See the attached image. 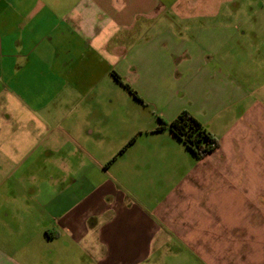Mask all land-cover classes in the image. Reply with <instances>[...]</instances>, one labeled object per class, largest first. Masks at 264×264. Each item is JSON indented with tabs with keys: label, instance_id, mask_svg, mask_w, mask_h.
Wrapping results in <instances>:
<instances>
[{
	"label": "crops",
	"instance_id": "0c3cea01",
	"mask_svg": "<svg viewBox=\"0 0 264 264\" xmlns=\"http://www.w3.org/2000/svg\"><path fill=\"white\" fill-rule=\"evenodd\" d=\"M248 20L254 28L264 20V0H0V182L14 200L16 191L23 195L24 206L8 212H22L16 228L38 229L37 264L79 245L99 264H139L169 244L170 231L178 242L207 250L205 229L222 225L212 217L220 215L222 197L244 191L235 164L256 154L263 161L264 115L255 129L259 115L247 116L248 125L236 124L221 144L209 127L250 95L238 83V48L262 53L264 31L246 30ZM112 72L144 103L111 93V87L124 89ZM137 103L154 107L167 123L188 112L219 147L175 179L169 175L172 140L148 147L154 158L129 154L133 173L110 174L118 159L103 162L95 149L109 139V116L123 118ZM156 129L140 130L130 142ZM248 187L243 211L234 201L225 209L236 214L227 225L235 232L237 213L244 214L237 233L251 242L258 231L253 214H264L253 196L261 197L264 184ZM259 229L264 238V221ZM24 239L30 240L15 238ZM10 246L0 244V264L35 260Z\"/></svg>",
	"mask_w": 264,
	"mask_h": 264
},
{
	"label": "rangeland",
	"instance_id": "374dc122",
	"mask_svg": "<svg viewBox=\"0 0 264 264\" xmlns=\"http://www.w3.org/2000/svg\"><path fill=\"white\" fill-rule=\"evenodd\" d=\"M260 22L261 23H257L254 28L253 21L248 20L246 23V30L259 29L261 30V32H263L264 20ZM247 38L251 43L253 42L250 33H248ZM254 45L256 44L254 43ZM259 57H261L262 60ZM262 61H264V50L259 54L258 52H253L252 49H250L249 47L247 48L245 45L239 46L238 83L239 86L243 84L242 86L250 92V95L246 100L238 103L235 109L227 111V115L221 114L213 119V124L209 127H211V131H213V133L217 135V139L220 144L223 142V138H225L226 136L223 134L230 131L232 132L235 129L234 127H236V124H239L243 129L244 125H248V122L250 121L247 116L252 120L253 116L259 115L258 122V117H254V119L252 120L253 122H255L252 125L253 129L256 128V124L261 125L260 119L264 115V110H262L264 109V104L262 102L264 98V63ZM112 88L113 87H111L110 90L111 93L119 92L125 95L123 98H126V100L129 98V93L121 87L117 86L114 87V89ZM118 103L122 104L123 102L119 101ZM112 107H115L114 104H111L109 106V108L111 109L109 111L111 113L113 112ZM253 108L255 109L254 114H252ZM249 114L252 115L250 116ZM157 116L158 114L155 111L154 107L150 105L144 106L140 103H137L133 110H126L123 118H121L120 116V119H115L109 116L108 124L111 128L109 139L104 145L105 148H96L95 152L99 155L101 161L103 162H110L112 159H118L110 168V174L114 175L118 172L126 174L133 173L132 171H130V163H128L127 161L129 154L146 158H154L158 155L154 150H150L148 147L155 146L159 141L164 142L166 140H172L173 143L169 144V156L171 158V161L169 162V175H172L173 177L179 176L181 174H186L187 171H192V168L195 165H199V160L194 157V155L186 148V146L182 142L173 138L170 133L159 132L153 134H145L139 140L135 138L133 142H130L132 137H140V130L145 131L158 127L159 122ZM144 142L146 143L144 144ZM122 149L125 150L124 156L126 160L121 155ZM262 155L263 161L262 157L257 156L256 154L254 158L247 163L235 164L234 168L236 169L237 174L241 179L238 184L244 191L241 192L242 194L237 195H235L234 193L232 195L228 194L230 196L228 199L222 197L223 209L221 210L220 215L218 214L217 216L216 214V216H212L217 221L220 220L222 225L220 227H214V229L211 228L212 230L208 228L205 229L208 235L204 240L205 246L207 247L206 251L202 252L201 250H194L189 245H187L186 242H178L179 240L175 239L176 237L171 235L172 232L170 231L169 244L165 245L163 248L161 247V250L159 249L157 253H152L151 255H149L146 260L142 261L139 264H263L264 258H262V252L264 251V247L262 244H264V238H262V230L259 228H261L262 221H264V214H262V218H260L261 213L253 214L254 225L258 226V231L255 230L252 232L251 238H249L252 239L250 242L248 241V238L243 239L244 234H240L238 236L239 231H241L239 229L241 228V225H243V222H240L239 215L242 216L244 214H240L239 212L237 213L238 230H236L235 232V228H233V226L232 228H230L229 226L227 227V225L230 222H234L236 214L227 212V210L225 209V207H228L230 205V201H234L238 206V209L243 211L245 205L244 201H250L249 198L251 197V191L248 187L249 184L254 186V189L259 186L261 181L264 184V180H262L261 178L262 176H264V153ZM162 156L166 155L162 154ZM124 161L126 165L120 168V165L123 164ZM142 166L145 167L144 165ZM125 167L126 169H124ZM3 177L4 175L0 174V180H2ZM230 184V181H224L222 188H228ZM0 185L2 186L0 187V238H2V240H0V244L11 245L10 247H12L13 250H18L22 254V258L25 255L30 256L29 260L35 258V260L30 261V264H37L38 258L40 259L38 255H41L40 251L38 250L39 245H37L39 242V240L37 239V237L39 236L37 231L38 229L34 227L26 229L16 228L18 224L23 225V221L16 220V218L21 217L23 214H21L22 212L16 213V211H20L16 209H11L13 211L8 212V208H21L24 206L22 199L23 195L20 190L16 191L18 199L14 200L13 197L8 196L9 193L7 185L3 183H1ZM262 188L264 189V187H261L260 190H262ZM253 199L256 200V204H264V190L261 194V197L254 195ZM207 215L208 217L206 218V220H210V218H212L210 217L211 213H208ZM251 217L252 215H250V221H252ZM246 232L251 233L250 230ZM18 236L28 237L30 238V240L24 239L25 242L19 240L17 242L15 238H17ZM213 237L215 238V240L213 239ZM6 238L9 240L8 243L6 242ZM218 238L221 239L222 243L218 240ZM61 248L64 249L63 246H61ZM77 249L78 248L76 247L75 251L62 250L63 253H65L66 257L62 256L59 258H48L49 255H47L46 258H42V260L40 261H46L48 259L45 262L46 264H99L100 260L98 261L96 254L90 255L82 253V251H80V245L79 250ZM234 251L237 252V256H239L240 258H242V255L244 254L245 256L241 260L232 258L233 256L229 253ZM246 251L251 252L248 254ZM240 252H242L241 255H239ZM25 263H27V261H25ZM43 263L41 262V264Z\"/></svg>",
	"mask_w": 264,
	"mask_h": 264
},
{
	"label": "trees",
	"instance_id": "16d2710c",
	"mask_svg": "<svg viewBox=\"0 0 264 264\" xmlns=\"http://www.w3.org/2000/svg\"><path fill=\"white\" fill-rule=\"evenodd\" d=\"M114 80L121 85L134 100L144 103L138 93L115 72L111 73ZM159 126L156 132L168 130L178 141L182 142L197 160H203L213 153L219 142L207 129L188 112L183 111L173 121L167 123L158 117ZM134 141V140H133ZM125 150L123 149L121 153Z\"/></svg>",
	"mask_w": 264,
	"mask_h": 264
}]
</instances>
